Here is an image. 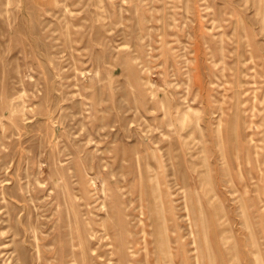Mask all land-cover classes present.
<instances>
[{
	"label": "rangeland",
	"instance_id": "374dc122",
	"mask_svg": "<svg viewBox=\"0 0 264 264\" xmlns=\"http://www.w3.org/2000/svg\"><path fill=\"white\" fill-rule=\"evenodd\" d=\"M0 264H264V0H0Z\"/></svg>",
	"mask_w": 264,
	"mask_h": 264
},
{
	"label": "bare ground",
	"instance_id": "6f19581e",
	"mask_svg": "<svg viewBox=\"0 0 264 264\" xmlns=\"http://www.w3.org/2000/svg\"><path fill=\"white\" fill-rule=\"evenodd\" d=\"M156 234H157V232H156ZM158 236V235H157Z\"/></svg>",
	"mask_w": 264,
	"mask_h": 264
}]
</instances>
